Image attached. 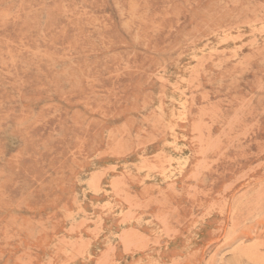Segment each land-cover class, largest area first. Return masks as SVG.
<instances>
[{"label":"rangeland","instance_id":"374dc122","mask_svg":"<svg viewBox=\"0 0 264 264\" xmlns=\"http://www.w3.org/2000/svg\"><path fill=\"white\" fill-rule=\"evenodd\" d=\"M0 264H264V0H0Z\"/></svg>","mask_w":264,"mask_h":264}]
</instances>
